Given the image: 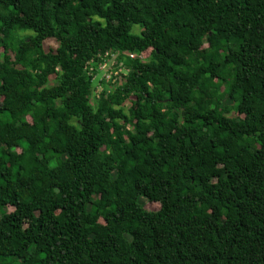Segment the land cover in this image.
I'll return each mask as SVG.
<instances>
[{
  "label": "trees",
  "instance_id": "trees-1",
  "mask_svg": "<svg viewBox=\"0 0 264 264\" xmlns=\"http://www.w3.org/2000/svg\"><path fill=\"white\" fill-rule=\"evenodd\" d=\"M0 264H264V0H0Z\"/></svg>",
  "mask_w": 264,
  "mask_h": 264
},
{
  "label": "rangeland",
  "instance_id": "rangeland-1",
  "mask_svg": "<svg viewBox=\"0 0 264 264\" xmlns=\"http://www.w3.org/2000/svg\"><path fill=\"white\" fill-rule=\"evenodd\" d=\"M204 48H206V44H199L198 46H196L195 47V53H196V56L197 57H199V56H201L202 55V53H203V51H204ZM113 59H114V56L112 57ZM114 61V60H113ZM104 68H99V72H101L102 70H103ZM104 73L105 72H103L102 71V73H101V75H97L94 79H93V86H95V85H97V89H96V92H94L92 95L93 96H97V91L98 90H100V78L101 77H104ZM108 74V73H107ZM204 102H209V94L208 93H205L204 95H203V97H202V103H204ZM225 103V105H227V106H230L231 104L229 103V102H227V101H224ZM67 167H68V169L67 170H69L70 171V167H69V165H67ZM144 206H145V208L147 209V210H151V211H156V210H158L159 209V204H157V203H151V202H145L144 203ZM8 211L11 213L12 211H13V209L12 208H9L8 209Z\"/></svg>",
  "mask_w": 264,
  "mask_h": 264
},
{
  "label": "built area",
  "instance_id": "built-area-1",
  "mask_svg": "<svg viewBox=\"0 0 264 264\" xmlns=\"http://www.w3.org/2000/svg\"><path fill=\"white\" fill-rule=\"evenodd\" d=\"M105 56H104V58H107V59H109L110 57H113V55H108V53H105L104 54ZM127 56H129L130 58H133L134 57V55H130V54H126ZM101 65H100V67L101 68H105V66L107 65V62H105V63H100ZM114 64V62H112L110 65H113ZM117 73H115V72H109L108 74H105L104 75V77H105V79L107 80V81H109L111 78H112V75H116Z\"/></svg>",
  "mask_w": 264,
  "mask_h": 264
}]
</instances>
